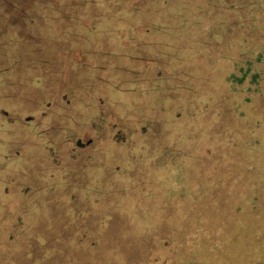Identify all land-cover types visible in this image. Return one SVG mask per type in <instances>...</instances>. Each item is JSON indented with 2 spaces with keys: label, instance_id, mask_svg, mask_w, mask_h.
Masks as SVG:
<instances>
[{
  "label": "rangeland",
  "instance_id": "rangeland-1",
  "mask_svg": "<svg viewBox=\"0 0 264 264\" xmlns=\"http://www.w3.org/2000/svg\"><path fill=\"white\" fill-rule=\"evenodd\" d=\"M47 3L0 0V264H264V0Z\"/></svg>",
  "mask_w": 264,
  "mask_h": 264
},
{
  "label": "trees",
  "instance_id": "trees-1",
  "mask_svg": "<svg viewBox=\"0 0 264 264\" xmlns=\"http://www.w3.org/2000/svg\"><path fill=\"white\" fill-rule=\"evenodd\" d=\"M40 17V16H39ZM246 76H247V73H245L244 75H243V77L242 78H239V82L240 83H243L244 81H245V79H246ZM38 82V80H34V82ZM183 236H187V234L184 232V235ZM181 237V240L184 238V237ZM188 237V236H187ZM260 237V236H259ZM142 239H146L145 237L144 238H142ZM116 241V240H115ZM183 241V240H182ZM117 242V241H116ZM194 247H195V245H193ZM258 247H260V246H258ZM181 248H183L184 250H188L189 251V249H187L186 248V246L185 245H183ZM196 248V247H195ZM247 248V247H246ZM142 250L144 251V248H142ZM252 250H253V252L255 251V248H252ZM143 251H141V250H139V252H138V254L137 255H132V256H129V257H131L130 259H135L136 261L135 262H133V263H131V264H137L138 263V261L137 260H139L138 258L140 257V258H142L141 256H144L145 254H143V255H141L140 253H143ZM190 251H192L193 253H191V254H186V255H182L181 257H180V260H181V262H180V264H200V261L203 263V264H205L203 261H202V259L204 258V256H203V254L201 253V254H199V251H195L194 249H192V250H190ZM201 251V250H200ZM245 252V251H244ZM197 253V254H196ZM245 256H247V260H246V262H247V264H250L252 261H253V259H254V253H243ZM250 255V256H249ZM109 256L110 257H108V259H107V261L104 263V264H127L126 262H124V260L123 259H121V261L119 260V259H114L115 258V256L113 255L112 256V253H110L109 254ZM196 256H198V258H200V261L198 260V259H195L196 258ZM142 259H145V258H142ZM116 260V261H115ZM125 260H126V257H125ZM141 261V260H140ZM248 262H250V263H248ZM258 262V261H257ZM256 262V263H257ZM66 263V262H65ZM64 263V264H65ZM67 264V263H66ZM171 264H175V263H171ZM179 264V263H178ZM255 264V263H254ZM258 264V263H257Z\"/></svg>",
  "mask_w": 264,
  "mask_h": 264
},
{
  "label": "crops",
  "instance_id": "crops-1",
  "mask_svg": "<svg viewBox=\"0 0 264 264\" xmlns=\"http://www.w3.org/2000/svg\"><path fill=\"white\" fill-rule=\"evenodd\" d=\"M21 1L27 4V6L20 5V7H18L21 10L20 13H22V15H26L28 17L44 16L45 18L47 17L48 19V16L50 15V13L54 14L53 6L50 3L49 4L47 3V1H50V0H21ZM76 7L78 8V6ZM1 15L3 14L0 13V16Z\"/></svg>",
  "mask_w": 264,
  "mask_h": 264
}]
</instances>
